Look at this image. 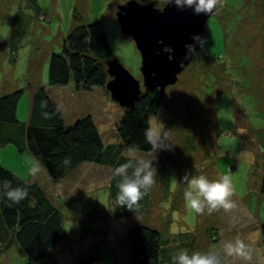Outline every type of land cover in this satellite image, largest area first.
<instances>
[{
	"label": "rangeland",
	"instance_id": "374dc122",
	"mask_svg": "<svg viewBox=\"0 0 264 264\" xmlns=\"http://www.w3.org/2000/svg\"><path fill=\"white\" fill-rule=\"evenodd\" d=\"M131 0H0V94L25 91L17 110L19 121L30 115V91L44 86L59 91L67 124L87 115L95 119L103 141L119 144L117 126L124 109L106 89L92 91L49 85L50 56L61 53L63 42L76 25L101 21L117 60L143 87L142 57L118 22L120 6ZM156 2L163 9L167 1ZM72 85V84H70ZM73 86V85H72ZM74 87V86H73ZM54 89V90H51ZM72 90L73 98H69ZM166 104L151 118V127L166 134L170 147L155 153L157 170L145 213L117 219L112 214V169L84 164L71 176L53 182L42 164L27 151L0 145V166L23 180L42 184L60 207L64 240L53 254L60 264H128L129 231L136 225L159 230L172 239V252L219 249L227 264H264V0H223L206 24L203 42L192 63L166 89ZM19 106V105H18ZM124 156L153 159L147 152ZM32 164L39 167L29 174ZM185 174L216 180L230 175L237 207L208 215L185 207ZM243 239L252 249L250 262L223 255V244ZM194 239V246L192 242ZM176 240V241H173ZM9 254V255H7ZM2 264H27L17 245L2 253Z\"/></svg>",
	"mask_w": 264,
	"mask_h": 264
},
{
	"label": "trees",
	"instance_id": "16d2710c",
	"mask_svg": "<svg viewBox=\"0 0 264 264\" xmlns=\"http://www.w3.org/2000/svg\"><path fill=\"white\" fill-rule=\"evenodd\" d=\"M161 1L168 3L171 0ZM112 60H115L114 54L101 21L76 25L65 38L62 52L50 56L49 85L63 87L72 84L76 90L84 92L96 87L106 89L111 80L108 63ZM24 94L22 89L0 94V145H13L20 153L27 151L42 164L53 182L66 179L88 163L111 168L112 214L117 219L134 217L126 207L120 208L114 203L119 178L113 176V170L130 159L123 154L126 148L135 146L139 152L151 150L144 131L151 126V118L157 116L166 104L160 91L144 92L134 108L124 109L117 126L121 143L108 145L92 115L67 124L62 110L44 86L32 93L28 122L19 121L17 110ZM65 157L70 158V165H64ZM5 186L26 188L28 198L19 204L7 200L3 194ZM260 191L264 195V172ZM150 200L149 191L140 201L138 215L145 213ZM65 236L60 207L52 202L41 184L27 182L0 166V264L2 253L15 245L27 259V264H60L53 251ZM128 236V264H172L170 237L146 225L134 226ZM261 237L264 242V225ZM84 264H98V259L86 258Z\"/></svg>",
	"mask_w": 264,
	"mask_h": 264
},
{
	"label": "water",
	"instance_id": "95a60500",
	"mask_svg": "<svg viewBox=\"0 0 264 264\" xmlns=\"http://www.w3.org/2000/svg\"><path fill=\"white\" fill-rule=\"evenodd\" d=\"M155 5L156 2L143 4L131 0L118 9L121 31L133 39L142 57L144 90L141 82L117 60L108 63L111 80L106 90L111 99L126 110L134 108L144 92L159 90L164 96L166 89L178 82L179 75L194 60L203 42L206 24L216 12L196 16L191 9H178L173 0L163 9ZM194 35L202 37L200 43L192 39ZM186 45L194 46L191 52Z\"/></svg>",
	"mask_w": 264,
	"mask_h": 264
},
{
	"label": "clouds",
	"instance_id": "9594fccd",
	"mask_svg": "<svg viewBox=\"0 0 264 264\" xmlns=\"http://www.w3.org/2000/svg\"><path fill=\"white\" fill-rule=\"evenodd\" d=\"M175 6L181 11L191 9L196 16H210L223 6V0H173ZM197 43H200L202 37L194 35L192 37ZM193 45H186L191 50ZM187 58V56H186ZM47 115V114H45ZM145 140L152 147L147 153L153 155V159L145 157L136 158L133 156L128 162L119 165L113 170V176L118 177L116 187L118 192L115 198V205L120 208L126 207L127 210L134 213L138 219L141 208L140 201L148 195L150 189L155 183L157 170L154 167L155 153L159 150H166L170 147L167 143L166 134H161L151 126L144 131ZM130 153L137 151L135 146H130ZM65 166L70 165L71 160L65 157L63 160ZM39 171L36 164L29 168V174L35 176ZM183 183L187 186L184 192L186 209L196 215H208L223 210L230 212L237 207L232 197L235 195L233 180L230 175H221L216 180H209L204 175L190 176L185 174ZM4 196L7 200L19 204L28 198V191L24 187L7 188ZM223 255L233 260L250 262L253 259L252 249L245 241L237 237L234 241L225 242L222 246ZM172 264H227L219 255V249L216 251L189 253L187 249H180L172 254Z\"/></svg>",
	"mask_w": 264,
	"mask_h": 264
},
{
	"label": "crops",
	"instance_id": "0c3cea01",
	"mask_svg": "<svg viewBox=\"0 0 264 264\" xmlns=\"http://www.w3.org/2000/svg\"><path fill=\"white\" fill-rule=\"evenodd\" d=\"M64 87V86H63ZM68 88H72V90H76L72 85H68ZM51 90H54V89H51ZM72 90H68V93H67V95L68 96H71V97H69V98H73V95H72ZM32 93H34L33 91H30V93H29V99H28V102L30 101V104H31V98H32ZM58 93H59V91L58 92H56L55 94H54V96H52L51 95V92L49 91V94L51 95V97L53 98V99H55V100H58V99H60V96L58 95ZM54 100V101H55ZM56 104H57V102H55ZM58 105V104H57ZM62 104L60 103L59 105H58V107L62 110V112H63V114H64V116H65V119H66V114H65V111L63 110V106H61ZM21 106V103L19 104V106H18V108ZM92 116H93V114H92ZM31 182H38V181H36V180H33V181H31ZM39 183V182H38ZM41 186H42V184H41ZM8 251V250H7ZM7 251H5V252H7ZM4 254V253H3ZM7 255H9V254H7Z\"/></svg>",
	"mask_w": 264,
	"mask_h": 264
}]
</instances>
